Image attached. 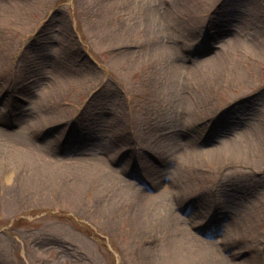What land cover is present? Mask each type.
Listing matches in <instances>:
<instances>
[{
	"label": "rangeland",
	"instance_id": "rangeland-1",
	"mask_svg": "<svg viewBox=\"0 0 264 264\" xmlns=\"http://www.w3.org/2000/svg\"><path fill=\"white\" fill-rule=\"evenodd\" d=\"M103 1L0 0V264L155 263L177 229L264 264V0ZM49 163L78 208L16 186Z\"/></svg>",
	"mask_w": 264,
	"mask_h": 264
},
{
	"label": "bare ground",
	"instance_id": "bare-ground-1",
	"mask_svg": "<svg viewBox=\"0 0 264 264\" xmlns=\"http://www.w3.org/2000/svg\"><path fill=\"white\" fill-rule=\"evenodd\" d=\"M116 0H106L103 1L105 5L101 7V10L103 9H110L114 5V2ZM194 8H196L194 6ZM175 25L172 24L171 27H174ZM99 35L101 37L107 35V36H113V39L116 43H126V31L112 27V28H106L105 30H102ZM171 69L178 70L177 66H172ZM57 118L61 119V116H56ZM132 120V123L129 126V130L131 132L132 128L134 129L135 126H133L137 121H134L135 118H130ZM137 129V128H135ZM140 158V162L144 163L146 159L142 157V155L138 156ZM142 158V159H141ZM237 156L235 153L223 151L221 153H213L208 158V162L210 163L209 169H211L213 172H216L217 176H219V173L222 172V169L225 167H228L229 164L234 163L237 161ZM243 162L245 161L244 158H242ZM148 163H144L140 169H145L143 166L147 165ZM52 164L49 163V165L44 167L32 168L29 171H27L28 174L25 175V184L20 185L19 183L16 184L18 188L21 190L30 187L33 190V193L38 196L43 195L44 192L50 191L53 195H57L58 200H63L67 202L71 207L78 208L80 204H77L76 202H80L79 194L80 191L83 190V188L86 186L87 180L83 176H71L70 172H58L57 167H51ZM24 170V169H23ZM22 170V171H23ZM143 176L145 178H151L152 175H149L150 173L142 172ZM72 178V179H69ZM4 196V187L0 186V204L3 202L2 200ZM61 196V197H60ZM97 214L103 215L109 214L108 205L105 204L103 208H97ZM139 221L136 222V226L142 229V226H139ZM188 232L184 229L176 230L174 231V239L170 241L169 249L167 250L168 256H165V259H159V261L151 262L149 261L147 264H211L209 259L207 258V252L206 249L202 250V246L200 245H194L193 243H190V240L192 239L190 236H188ZM177 237V238H176ZM181 240H177L180 239ZM178 242H176V241ZM209 252L214 253L215 250L211 248L208 249Z\"/></svg>",
	"mask_w": 264,
	"mask_h": 264
}]
</instances>
